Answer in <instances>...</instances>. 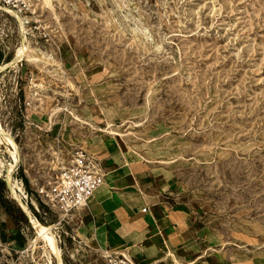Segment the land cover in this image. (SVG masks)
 Returning a JSON list of instances; mask_svg holds the SVG:
<instances>
[{
	"label": "rangeland",
	"instance_id": "rangeland-1",
	"mask_svg": "<svg viewBox=\"0 0 264 264\" xmlns=\"http://www.w3.org/2000/svg\"><path fill=\"white\" fill-rule=\"evenodd\" d=\"M52 3L0 0V123L15 143L0 139V211L24 240L16 256L49 264L34 218L52 225L65 264H107L80 237L78 210L65 215L39 193L55 173L57 138L68 141L75 128L89 139L70 144L62 160L81 147L102 165L100 142L113 152L109 161L119 166L120 156L128 171L146 172L153 196L185 207L206 247L239 264H264V0ZM138 14L158 47L131 32ZM58 28L70 40L62 55L73 87L59 72L43 80L37 65L17 57L28 39L38 55L54 52ZM34 83L44 86L39 100L31 98ZM11 180L24 194L11 192Z\"/></svg>",
	"mask_w": 264,
	"mask_h": 264
},
{
	"label": "crops",
	"instance_id": "crops-1",
	"mask_svg": "<svg viewBox=\"0 0 264 264\" xmlns=\"http://www.w3.org/2000/svg\"><path fill=\"white\" fill-rule=\"evenodd\" d=\"M100 144L96 154L109 184L95 191L81 213L80 237L89 238L101 253H127L135 264H239L223 250L206 247L207 239L200 228L194 229L185 207L153 196L146 172L128 171L119 154V166L109 161L113 152L100 149ZM1 212L5 249L17 251L24 240L14 237V220Z\"/></svg>",
	"mask_w": 264,
	"mask_h": 264
},
{
	"label": "bare ground",
	"instance_id": "bare-ground-1",
	"mask_svg": "<svg viewBox=\"0 0 264 264\" xmlns=\"http://www.w3.org/2000/svg\"><path fill=\"white\" fill-rule=\"evenodd\" d=\"M43 2L47 6H49L51 9L54 8L52 0H43ZM127 4H128V2H127ZM141 15L142 14H138V18H140V24L136 23L135 25H131V32L134 34V36L136 37V39L139 41L140 44H143V45H145L147 47L148 46L147 43H150L152 47H158L159 43L157 41H155V38H154V36L152 34V31H150V29L148 28L147 24L143 23V20L141 19ZM31 18H32V16H31ZM25 19H29V17L25 16ZM62 31H64V30H62ZM62 31H60L59 28L54 30L55 34H57V37L59 38L56 41L54 52L53 51L49 52L48 50L47 51L46 50H42L41 54H44V55L40 56V54L38 55V53H36V51H35L36 47L35 48L32 47L33 43L31 41V39H28L27 40V44L24 43V45L19 47V49L17 51V57L21 58V59L22 58H26L27 61L32 62L35 65H37L39 71L42 72L41 76L43 77V80H45V81L48 80L47 77L43 76L45 74V72H48V73L52 72V74L54 72H56V73L59 72V73L62 74L63 77H65L66 82H67L66 84H68L71 87H73V84H72L73 82L70 80L69 77L66 76V75H68V72H69L68 71V66L70 64V61L68 59H64L63 55H62V51H63L62 47H64V45H66V43H68L70 40H69V37L65 35L66 33L64 32L65 34H63ZM54 42H55V40H54ZM38 48L39 47H37V50L39 51ZM49 65H51V66L49 67ZM50 70H52V71H50ZM53 75H51V76H53ZM34 86L37 89V94L34 93L31 98H32V100H39L40 96H41V94L39 93L40 92L39 90H40V88L44 89V86H43L42 83H40V84L34 83ZM67 121H68L67 123H69V122L72 121V119L70 120V118H68ZM2 129H3V127H2V125L0 123V139L3 140V141L5 140L9 145L15 146V143H14L12 137L9 136L8 134L5 135ZM110 131L115 133V130H114L113 127L110 129ZM66 138H68L67 139L68 141H65V139L61 138V136L57 138V141H58L57 143H58V146L61 149L62 155L66 154L67 151L71 149L70 144L71 145L72 144H79V143L82 144L84 141H88L89 136H87V137L86 136H82V134H80L77 131V129L74 128V129L70 130L66 134ZM62 146L64 147V149H63ZM89 146H90V148L93 149L96 145H94V143H92ZM88 149L89 148H87L86 150H88ZM8 151L11 154V156L14 158V160L17 162L19 160L17 151L13 150L11 147H8ZM88 151L90 153H92L90 150H88ZM52 153H54V155H57L58 151L57 150H53ZM54 161L56 162V159L52 161L53 166L55 165V168H56L57 165L54 163ZM12 168H13V163L10 164V166L8 168L9 171H11ZM9 174H11V172H9ZM104 174L106 175L107 173H104ZM108 179L109 178L106 175V178H104V181L101 184L102 187H107L108 186V184H109V180ZM10 185H11V190H12L11 192L14 195L18 196L19 192L24 194L25 187H24V184L22 182L18 183V182H15V181L11 180V184ZM33 202L38 207V203L36 201H33ZM87 204H88V202H86L85 204L80 205L77 208L78 214L81 215V213L84 211V209L87 206ZM53 206L57 207L55 204H53ZM67 214H70L72 216L75 215L74 213H70V212L65 211V215H67ZM32 221L34 223L33 225H35V227L37 228V231H38L37 239L40 238L45 243L44 247L46 249L47 256L49 258V264H53L52 263L53 259H55L56 264H65L64 263V259H63V255H62V249H61V246L59 244V240H58L56 234L53 231L52 225H46V224H44V223H42V222H40V221H38V220H36L34 218H32ZM35 244H36L35 240H32V241H30V244H29L30 246L29 247H32V249H33V248L36 247ZM124 254H125V256L130 258V256L127 253H124Z\"/></svg>",
	"mask_w": 264,
	"mask_h": 264
},
{
	"label": "built area",
	"instance_id": "built-area-1",
	"mask_svg": "<svg viewBox=\"0 0 264 264\" xmlns=\"http://www.w3.org/2000/svg\"><path fill=\"white\" fill-rule=\"evenodd\" d=\"M55 172L48 186H42L39 193L47 197L61 210L70 212L89 202L94 192L103 183L105 174L96 156L85 148H74L69 157L62 160L61 149L57 148ZM146 210V208H144ZM5 249V240L0 231V264H26L21 256ZM107 264H135L124 254L108 253Z\"/></svg>",
	"mask_w": 264,
	"mask_h": 264
}]
</instances>
